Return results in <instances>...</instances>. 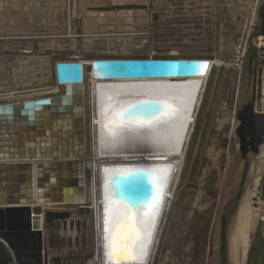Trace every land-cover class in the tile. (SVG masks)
Wrapping results in <instances>:
<instances>
[{
  "label": "water",
  "instance_id": "water-1",
  "mask_svg": "<svg viewBox=\"0 0 264 264\" xmlns=\"http://www.w3.org/2000/svg\"><path fill=\"white\" fill-rule=\"evenodd\" d=\"M149 8L151 5L136 3L79 7L75 14L76 38L82 34L85 10L113 12ZM158 15L154 12L150 32L131 34L132 39L145 42L142 51L108 55L51 54L49 86L53 90L30 96L0 97V264H90L97 253L95 210L88 199L85 171L90 154L84 128V70L107 83H179L203 78L192 109L193 119L188 120L183 139L184 159L176 180L178 200L189 190H207L194 180L207 162L203 155L205 144L217 133L214 129L217 104L224 100L234 106L233 125L227 130L229 136L221 138L231 154L221 186L213 190L210 205L184 222L175 241L162 240L156 254L170 247L174 257H179L178 261L174 259V264H182L184 246L189 244L202 256L203 264H264V172L256 193L248 198L259 217L245 253L241 249L239 261L235 259L231 242L241 203H246L247 190L254 184L256 172L251 168V160L264 145V0L255 8L256 20L247 35L239 68L223 62L212 63L219 56L212 53L209 44L207 52L171 54L172 50L184 51L185 42L180 40L183 34L179 28L167 27L160 35L161 29L155 23ZM219 26L218 15L217 40ZM175 34L179 40L169 39ZM112 107L113 117L116 115L117 119L142 130L156 129L181 115L167 95L119 97ZM177 205L175 202L174 206ZM35 207L41 211H34ZM72 216L77 220L76 229L82 219L84 228L87 225L91 230L88 246L93 248L85 253H52L53 239L45 227L54 229L60 221L66 227L70 219L73 229Z\"/></svg>",
  "mask_w": 264,
  "mask_h": 264
},
{
  "label": "rangeland",
  "instance_id": "rangeland-1",
  "mask_svg": "<svg viewBox=\"0 0 264 264\" xmlns=\"http://www.w3.org/2000/svg\"><path fill=\"white\" fill-rule=\"evenodd\" d=\"M259 1L260 0H31L32 11L31 14L26 16L28 19L26 24H24V20H21V22L17 21L18 16H23L24 13L22 12L24 4L21 3L19 7L14 9V11L17 12L21 11L19 15L12 16L11 14H0V36L18 33L30 35L32 37L30 41L32 42L33 49L38 50L42 46L44 49L46 47L49 52L40 53L39 51H33L24 58L22 53L11 50L18 47V45L20 46V44L0 41V92L12 87H18L20 89V87L32 85L37 82L43 83L44 79L48 77L51 81L52 73L48 64L51 50L58 49V46L62 44L65 48H68L70 38L67 36L70 35L74 38L75 33L72 30L75 23V12L79 7L87 8L91 6H107L126 3L151 5V8L145 10H117L111 13L85 10L83 13V21L85 23H90L91 26L96 24L98 26L97 29H99L100 26H106L102 29L103 31L101 30V32H98L104 36L122 31L125 32L126 30L123 29V27H126V22L128 31H131L128 33H133L134 31L150 32L154 12L160 11L163 16V13L171 11V16L173 13H176L175 17L179 19H191V21L186 22L163 21L167 26H171V24H186L188 26L186 28L191 32L189 33L190 35H183L182 39H180L185 42L183 47L184 51L172 50L170 52L171 54L207 52V44H209L212 53L215 54L216 57L219 56L217 62H215L216 64H219L218 61H222L229 66L239 68L241 65L239 59L242 61L244 58L243 55L246 49L247 35L250 31V25L256 20L255 8ZM10 8L11 7L8 9ZM3 10L5 9L3 8ZM3 10L0 11L2 12ZM227 11H229L231 15L226 21V19H224V14ZM218 13L221 16L220 26L218 28L219 39L217 40L215 38V33ZM22 16H20V18H23ZM107 19H110V21L106 22ZM111 19L115 23L111 22ZM171 19H174V16ZM14 22L16 23V27H19L17 24L21 23V31H10L8 28H5V26L9 27ZM115 25L122 28L115 27ZM85 32H88L84 34L85 36L91 35L90 31ZM205 39H208V41H205ZM93 43L92 41L91 43L89 42L84 45V48L86 50L93 49L95 47ZM102 43L105 44L104 49H100L101 47H99L98 51L94 53L101 55L115 53L105 50L108 48L110 49V45L115 43L113 40L105 39ZM130 53L132 52L126 51L116 54ZM242 85L244 88L246 87L244 83H242ZM34 87H38V85ZM233 108L234 106L232 104L227 105L224 100H220L217 104L214 117V129L217 133L211 135L205 144L203 155L207 157V162L203 167L201 175L194 180L195 183L207 188V190H189V193L185 195L188 201L185 206L183 205V208L178 214V218L181 220L180 224H178L180 225L179 229H183V219L187 220L192 217L194 218V213L196 211L201 212L211 204L213 190L218 189L222 184L223 173L230 163L231 154L225 149V142L221 138L229 136L227 130L230 129V125H233ZM262 146L264 147V145ZM258 158L257 156L255 158L253 157L251 160V168L253 171L258 172L259 175H262L264 172V160L260 161V158ZM254 187L255 184L249 187L248 197L251 196L250 192L255 189ZM172 208L173 204L171 205L169 214L172 213ZM34 211L39 212L41 208L35 207ZM252 211L251 225L249 228L250 236L253 234L256 227V219L259 213L255 209H252ZM168 220L170 223V215L167 221ZM91 235V230L88 227L85 231L80 229L77 232V237L79 239L77 245H68L67 242H65L64 246L59 244L55 252L59 254L66 252L67 254L85 253L87 250L93 248V246H88ZM160 238L157 251L162 242V237ZM169 248L170 247H167V249L160 252L159 255L156 254V251L153 264H168V261H172L171 264H174L175 258L178 261L177 258L179 257H174V253ZM191 248L192 246L189 244L184 246L185 255H183L182 258L184 262L181 263L203 264L202 256H200L198 252H194Z\"/></svg>",
  "mask_w": 264,
  "mask_h": 264
},
{
  "label": "bare ground",
  "instance_id": "bare-ground-1",
  "mask_svg": "<svg viewBox=\"0 0 264 264\" xmlns=\"http://www.w3.org/2000/svg\"><path fill=\"white\" fill-rule=\"evenodd\" d=\"M215 62L217 59L212 63ZM202 80L203 78H196L179 83L153 81L107 83L96 79L93 72L84 70L82 83L84 128L87 133L86 145L90 154V157L85 161V171L88 178V199L95 210L97 250L93 262L90 264H108L104 239L106 235L105 220L112 213L117 201L121 204L118 211L123 212L124 204L136 208L138 205L149 204L160 197L156 209L155 227L148 244V255L143 264H153L160 237L162 240L168 238L170 241H175L177 234L182 231L178 225L181 222L178 214L188 200L185 196L179 200L176 198V180L184 159L185 142L183 139L187 123L188 120L193 119L192 109L195 106L194 101ZM50 82L48 77L44 79L43 83L37 82L25 86L26 88L31 87L33 90H17L19 88L15 87L0 94V97H20L50 92L54 88L49 86ZM36 85L41 89L34 87ZM243 92L245 93L244 88ZM133 95H167L173 99L181 115L174 121L156 129L147 128L144 130L127 124L122 119H117L116 115L114 118L110 112L113 109V107L110 108L113 101L115 102V99L119 97ZM257 157L260 158V161L264 160L263 146L260 147ZM237 172L238 169L235 168L233 174L236 175ZM159 177H163V179H159ZM259 180L260 175L256 172L255 189L250 192V195L256 193ZM135 184L139 186L131 189ZM142 185H148V187L142 188ZM161 185L162 191L160 190ZM249 197L247 190V201L244 204L241 203L231 235L237 261L240 260L242 248V252L245 253L250 238L249 228L253 211L251 202L248 201ZM175 202H178L177 207L174 206ZM172 204V213L169 214ZM198 213L196 211L195 216ZM169 215L171 216L170 223L169 220L167 221ZM183 221L186 222L185 219Z\"/></svg>",
  "mask_w": 264,
  "mask_h": 264
},
{
  "label": "snow or ice",
  "instance_id": "snow-or-ice-1",
  "mask_svg": "<svg viewBox=\"0 0 264 264\" xmlns=\"http://www.w3.org/2000/svg\"><path fill=\"white\" fill-rule=\"evenodd\" d=\"M140 103L154 102L141 101ZM160 190L162 191V185ZM159 201L160 197H157L151 203L141 204L136 208L124 204L123 212L118 211L121 204L116 202L112 213L105 220L104 239L108 264H129V262L130 264H143L148 255V244L155 227V215Z\"/></svg>",
  "mask_w": 264,
  "mask_h": 264
},
{
  "label": "crops",
  "instance_id": "crops-1",
  "mask_svg": "<svg viewBox=\"0 0 264 264\" xmlns=\"http://www.w3.org/2000/svg\"><path fill=\"white\" fill-rule=\"evenodd\" d=\"M171 13H172L171 11H167V12L163 13V16H162L161 15L162 12H160V11L158 12V14H159L158 20H157V22L155 21V23H158V25L161 29L160 35H162V33H164L163 31H166L165 29L167 27L179 28V29H181V32L183 35H186V34L190 35L189 33H191V32L186 28V27H188L186 24H179V25L171 24V26H167L166 24L163 23V21H173V22L191 21V19H179V18L175 17L176 13H173L171 16ZM75 14H76V12H75ZM217 15L221 16L219 13ZM230 15L231 14L229 11L225 12L224 19H226V21H227L229 19ZM173 16H174V19H171V18H173ZM107 21H110V19H107L106 22ZM111 22L115 23L114 21H112V19H111ZM105 27L106 26H100L101 29L99 28L100 29L99 30V29H97L98 26L96 24L91 26L90 23H85L82 19V24H81V29H82L81 35L82 36L80 35V38H76L77 36L72 38V36L68 35L67 37L70 38V43H69L68 48H65L64 45L62 44V45L58 46V49H56V50L59 53H67V54H73V55H78L80 53H84V54L85 53H94L95 51H98L99 47H101L100 49H104L105 44H103L102 41H105V39H110V40H113V42H115L113 45H110V49L109 48L105 49V50L113 51V53L115 52L114 54L122 53V52H126V51L136 52V51H142L144 49L145 42H143L142 39H132L131 38L132 33H128L131 31H128L127 22H126V27H123V29L126 30L125 32H123L122 30H118V31H122V32L110 34V35H105V36L103 34L98 33V32H101V30ZM115 27H118V25H115ZM118 28L121 29L122 27L119 26ZM72 31L75 34L77 32L76 31V21L74 23ZM85 31H90V34L93 36H91V35L85 36L84 34L88 33V32L86 33ZM92 33H94V34H92ZM176 35H178V34H175L173 36H169V39L173 38V37L178 38L179 35L178 36H176ZM87 37H90V38H87ZM139 37H143V36H139ZM91 41L94 42L93 44L95 47L93 49H87L86 50L84 48V45L88 44L89 42L91 43ZM205 41H208V39H205ZM158 44H160V43H158ZM78 47H79V49H78ZM95 54H97V53H95ZM13 86H15V85H13ZM9 89L2 90L0 92V94L6 92ZM258 217H259V213H258ZM71 220L73 221V229L70 227V219L67 220V226L66 227L63 225L62 221H60L59 224L58 223L55 224L54 229H51L49 226L45 227L46 233H48V235L51 236L53 239L52 253L59 254L58 252H55V249L59 246V244L64 246L65 242H67L68 245H77L79 243L78 242L79 239L77 237L78 230L82 229L83 231H85L88 226L86 225L84 228L82 221H81L82 219H80V227H79V229H76L75 228L76 227V221H77L76 217L72 216ZM257 221H258V218H257ZM257 221H256V224H257ZM86 224H87V221H86ZM80 241H81V239H80Z\"/></svg>",
  "mask_w": 264,
  "mask_h": 264
},
{
  "label": "flooded vegetation",
  "instance_id": "flooded-vegetation-1",
  "mask_svg": "<svg viewBox=\"0 0 264 264\" xmlns=\"http://www.w3.org/2000/svg\"><path fill=\"white\" fill-rule=\"evenodd\" d=\"M1 6V5H0ZM15 9V6L13 8H10V9H5L3 10V8L0 7V10H3L2 12L0 11V14H11L12 16H15V15H19V12L17 11H14ZM31 11H32V6H31V0H26L25 2V5L23 6V16L22 15H19L18 16V20L19 22H21V20H24L26 24V22H28V19L26 18V16H28L29 14H31ZM20 16H22L23 18H20ZM16 23L14 22L11 26L7 27L5 26V28H8L10 31H21V23L17 24L19 27H16L15 25ZM2 28V27H1ZM32 37L30 35H25V34H9V35H2L0 36V41H8L9 43H18L20 44V46L18 45V47H15L11 50H13L14 52H17V53H22L23 57L25 58L27 54H31L33 51H39L40 53L42 52H46L48 53L49 50L45 47L42 48H39L38 50L37 49H33L32 47V42L30 41ZM9 50V49H8ZM56 53H59L56 49L55 50H51V54H56ZM50 59V57H49ZM49 66H50V70H51V62L49 60ZM47 68V67H46ZM15 88V87H13ZM13 88H10V89H13ZM38 89H41L40 87H37ZM20 89H25V90H33L31 87H28V88H20ZM20 89H17V90H20Z\"/></svg>",
  "mask_w": 264,
  "mask_h": 264
},
{
  "label": "built area",
  "instance_id": "built-area-1",
  "mask_svg": "<svg viewBox=\"0 0 264 264\" xmlns=\"http://www.w3.org/2000/svg\"><path fill=\"white\" fill-rule=\"evenodd\" d=\"M25 2H26V0H22V1L21 0H0V5H1L0 7L2 8V6H3L4 9H8L9 7L13 8L15 6V8H16V7H19L21 3H23L25 5ZM69 29H70V27H69ZM239 63H241L240 59H239Z\"/></svg>",
  "mask_w": 264,
  "mask_h": 264
}]
</instances>
